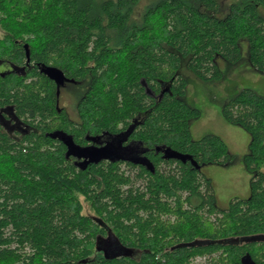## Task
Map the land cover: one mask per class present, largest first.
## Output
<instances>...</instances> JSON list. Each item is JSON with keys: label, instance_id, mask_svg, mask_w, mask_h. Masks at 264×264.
Wrapping results in <instances>:
<instances>
[{"label": "trees", "instance_id": "trees-1", "mask_svg": "<svg viewBox=\"0 0 264 264\" xmlns=\"http://www.w3.org/2000/svg\"><path fill=\"white\" fill-rule=\"evenodd\" d=\"M139 1L0 0V112L20 126L0 128V264H264V96L242 89L221 107L249 137L236 156L217 135L192 138L182 72L219 82L220 59L264 76V0L222 14L219 0H155L135 16ZM48 66L83 85L77 123ZM119 130L137 148L122 170L66 154L64 139ZM236 162L249 194L220 208L201 168Z\"/></svg>", "mask_w": 264, "mask_h": 264}, {"label": "rangeland", "instance_id": "rangeland-1", "mask_svg": "<svg viewBox=\"0 0 264 264\" xmlns=\"http://www.w3.org/2000/svg\"><path fill=\"white\" fill-rule=\"evenodd\" d=\"M155 0H140L135 9V16ZM235 0H219L221 14L227 6ZM264 12V9H262ZM222 73L219 82L204 83L194 78L184 68L182 72L188 79L185 102L199 110V116L190 124L192 138L198 139L206 134L219 136L227 145L228 151L236 156L246 152L249 142L248 134L238 126L227 123L221 115V107L234 94L242 89H252L264 96V76L256 73L248 63L244 62L237 68L217 60ZM6 66L0 67V70ZM84 91L82 84L66 82L59 87L58 101L70 118H74L75 100ZM130 149V148H128ZM137 149L132 148V152ZM127 151V150H126ZM128 153V151H127ZM201 172L212 182L216 203L225 208L232 198L244 199L249 194L251 175L247 173L239 162L229 167L205 165ZM208 259L197 257L193 264H206Z\"/></svg>", "mask_w": 264, "mask_h": 264}, {"label": "flooded vegetation", "instance_id": "flooded-vegetation-1", "mask_svg": "<svg viewBox=\"0 0 264 264\" xmlns=\"http://www.w3.org/2000/svg\"><path fill=\"white\" fill-rule=\"evenodd\" d=\"M2 66L3 67L6 66V68L2 69L3 71L8 70L10 68L8 65H5V64L0 65V67H2ZM66 82H71V83L79 85V82L68 81L64 77L63 82L58 85V89L62 84L66 83ZM84 91H85V89H84ZM83 92L76 96L78 98L75 100V113H74L75 117L70 118L68 116L69 120H71L74 123H77L79 121V119L77 117V113H76V104H77L80 96H82ZM58 94H59V90H58ZM57 103H58V107L62 108L61 106H59L58 99H57ZM0 113H1L0 114V128L4 132H6L9 135H12L14 129H20L19 124H16L13 122V114H12L10 109H8L6 107V108L2 109ZM136 122H137V119H136V121H133L129 126L132 128L133 126H135ZM119 128H120V126H119ZM127 137L124 135V132H120V130L118 132H115L112 134L100 133L98 135L89 137L87 139V141L85 142V145H83L81 147L80 146H77V147L78 148H86L87 150H90V151H96L97 150L99 152H98V154H94L92 157L88 158L86 160L85 164H84L85 160L83 158H78L75 155H69V156L73 160L76 167L81 168L82 170H84L89 164H102V163L103 164H105V163L114 164L115 166L119 167L120 170H122L124 168V161H123L124 157L128 156V157H131L134 159V154H133L134 152H132V148L134 147L135 149H137L136 145H133L132 142L127 140ZM61 138L63 139V137H61ZM63 142L65 144V139L63 140ZM128 148H130V149H128ZM66 150H67V147H66ZM126 150L128 151V153ZM156 150L160 151L158 149H156ZM139 153L140 154H138V159L141 162H143L145 160V158L142 156L143 151L140 150ZM159 153H161L163 155L167 154V152L165 150L160 151ZM169 156H171V155H169ZM162 157L166 158L165 156H162ZM99 247L101 249L104 248L109 253L113 252V247L110 246V243L108 241H107V243H103Z\"/></svg>", "mask_w": 264, "mask_h": 264}, {"label": "water", "instance_id": "water-1", "mask_svg": "<svg viewBox=\"0 0 264 264\" xmlns=\"http://www.w3.org/2000/svg\"><path fill=\"white\" fill-rule=\"evenodd\" d=\"M40 71L43 72L52 81H54L55 84H57V85L61 84L64 80L63 74L59 70H56L52 67H49V66L44 67ZM146 91L148 92L147 89H146ZM65 145L67 147L66 154L68 156L69 155H75L78 158H83L85 160L84 164L88 158L92 157L94 154H98V152H99L97 150L96 151H90V150H87L86 148H78V147L74 146L69 140L65 141ZM96 250L101 251L105 257L107 256V251L104 248L101 249L100 247H96Z\"/></svg>", "mask_w": 264, "mask_h": 264}]
</instances>
